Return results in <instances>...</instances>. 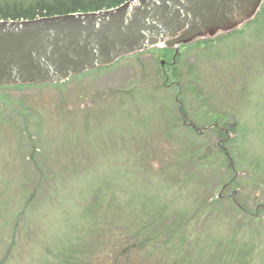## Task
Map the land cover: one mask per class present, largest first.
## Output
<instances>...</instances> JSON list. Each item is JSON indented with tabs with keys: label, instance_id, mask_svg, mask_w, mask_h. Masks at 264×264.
Wrapping results in <instances>:
<instances>
[{
	"label": "rangeland",
	"instance_id": "374dc122",
	"mask_svg": "<svg viewBox=\"0 0 264 264\" xmlns=\"http://www.w3.org/2000/svg\"><path fill=\"white\" fill-rule=\"evenodd\" d=\"M231 37L183 50L173 87L163 85L175 69L171 56L162 68L155 55L163 49L154 46L60 91L1 89L9 103L0 106V264H129L124 240H106L126 226L153 242L192 233L194 264H264V8ZM178 87L195 129L182 115L170 123ZM72 93L88 99L78 106ZM210 123L234 125L223 146L234 173L213 155ZM231 241L243 251L220 257ZM104 244L114 247L102 251Z\"/></svg>",
	"mask_w": 264,
	"mask_h": 264
},
{
	"label": "water",
	"instance_id": "95a60500",
	"mask_svg": "<svg viewBox=\"0 0 264 264\" xmlns=\"http://www.w3.org/2000/svg\"><path fill=\"white\" fill-rule=\"evenodd\" d=\"M261 1L126 0L106 10L0 20V86L58 83L152 45L177 48L238 26Z\"/></svg>",
	"mask_w": 264,
	"mask_h": 264
},
{
	"label": "trees",
	"instance_id": "16d2710c",
	"mask_svg": "<svg viewBox=\"0 0 264 264\" xmlns=\"http://www.w3.org/2000/svg\"><path fill=\"white\" fill-rule=\"evenodd\" d=\"M126 0H0V20H16V19H32L36 17L41 16H47V15H55V14H65V13H72V12H92V11H98V10H104V9H110L113 7L118 6L119 4L123 3ZM262 15V11L258 12L251 20L240 26L239 28H236L232 30L231 32L224 33L223 35H219L216 38H202L200 39L199 46H202L204 48H212L215 43H222L225 39L231 37L232 35H235L237 33L242 32V30L250 25L253 22H256L260 16ZM205 39V40H204ZM164 47V46H163ZM165 51H160L157 53L156 57L162 58L167 55L166 49L163 48ZM160 68V67H159ZM94 71V70H93ZM89 71V72H93ZM85 72L79 76H72L69 80L64 81L62 83L58 84H43V85H34V84H20V85H5L0 87L1 89H9V88H27V87H43V86H51L53 89L58 90L61 89L65 84H67L69 81L73 79H78L85 74L89 73ZM170 75L164 76L163 85L165 87L171 86L173 87V83L175 80L178 81L179 74L176 72V69L172 70L171 72V79H169ZM169 80V83H167ZM174 80V81H173ZM60 91V90H58ZM182 90L179 88L175 91V94L179 96L181 99L182 96ZM71 101L78 102L74 103V105H80L81 102H86L88 97L85 95H80L77 93H72ZM114 95V98L117 97V90L111 91L108 95ZM110 101H113L111 99ZM9 103V100L5 98L4 95L0 92V106H5ZM30 104V103H29ZM31 105V104H30ZM177 107V116L174 120L170 121V123L175 127L177 125V117L180 116V109L178 110ZM33 109L32 106L22 107L20 110L19 116L23 119L26 118V116L29 114V110ZM182 110V109H181ZM34 118V116H33ZM181 119V118H180ZM212 121L219 122L218 117H213ZM215 124V123H214ZM234 124V123H233ZM217 125V124H215ZM225 128V130L223 129ZM223 128L216 127L213 128L215 133L217 134L216 139V149H214L213 155L216 156L220 161H223L226 163L227 168L230 170V172L233 171L234 173V157L230 152H227L223 146L225 144L227 145L228 142L233 141L232 138H230L228 131L235 130L234 125L233 126H225L223 124ZM197 136H199V133H197ZM207 152V151H206ZM200 159L205 158V154L201 153L199 155ZM234 175H232L230 182L233 181ZM228 183V182H227ZM218 201V199H216ZM230 204L232 209H234L239 214V205L235 203V200H230ZM254 213L256 214L257 211L255 210ZM139 231H142L140 229H137ZM170 231V230H168ZM172 235L169 234L168 236H165L163 241L160 242H153L150 240V238L145 237H138L137 235H130V227H125V231H114L110 234H107L106 240L112 241L113 239L118 240H124L119 245L122 248L123 251L128 253L130 257L127 259V263L129 264H194V262L198 261L199 257L197 255L196 247H195V238L192 236V233H189L186 237H184L181 234ZM147 237V236H146ZM135 239L138 240L137 243L131 244L126 243L127 239ZM155 240H158L159 238L156 236L152 237ZM131 245V249L133 250L131 253L127 251L129 246ZM111 247V249L114 247L113 244H104L103 249ZM170 247V248H168ZM231 249V250H230ZM236 252H235V251ZM237 251L242 252L243 249L240 247V244L236 245L233 241H231V244H226L222 252L220 253V257L223 256H235ZM174 253L176 255L175 258L170 259L167 255L168 253ZM123 255V254H122ZM148 256H153L152 259L148 258ZM106 258V255H100L97 257V259H104ZM100 260H96V263L99 264ZM236 262H240V264H249L248 261H245L244 259L237 258ZM87 264H93L92 262H87ZM224 264H228V258L225 260Z\"/></svg>",
	"mask_w": 264,
	"mask_h": 264
},
{
	"label": "bare ground",
	"instance_id": "6f19581e",
	"mask_svg": "<svg viewBox=\"0 0 264 264\" xmlns=\"http://www.w3.org/2000/svg\"><path fill=\"white\" fill-rule=\"evenodd\" d=\"M72 13H80V12H72ZM65 14H69V13H65ZM56 15H64V14H55V15H47L48 17L51 16H56ZM33 19V18H32ZM11 20V19H10ZM20 20H25V19H16V20H12V21H20Z\"/></svg>",
	"mask_w": 264,
	"mask_h": 264
},
{
	"label": "flooded vegetation",
	"instance_id": "af4514ba",
	"mask_svg": "<svg viewBox=\"0 0 264 264\" xmlns=\"http://www.w3.org/2000/svg\"><path fill=\"white\" fill-rule=\"evenodd\" d=\"M177 55H178V52L175 53V54H173V62H172V63H169V64H173V63L176 61V57H177Z\"/></svg>",
	"mask_w": 264,
	"mask_h": 264
}]
</instances>
